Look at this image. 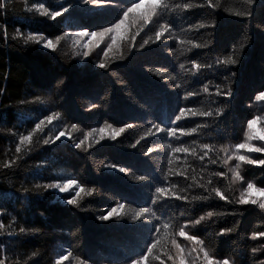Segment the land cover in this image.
Returning <instances> with one entry per match:
<instances>
[{"label":"trees","instance_id":"trees-1","mask_svg":"<svg viewBox=\"0 0 264 264\" xmlns=\"http://www.w3.org/2000/svg\"><path fill=\"white\" fill-rule=\"evenodd\" d=\"M40 2L57 10L62 3L67 6L70 2L74 7L52 21L38 13H26V6H30L28 0H10L7 13L0 12V26H6L10 35L19 28L24 35L34 32L54 39L64 31H77L84 25L91 26L89 30H95V26L100 24L107 26V22L112 21L118 11L117 8H111L104 12L99 10L100 7L84 5L80 0ZM221 4L223 7H232L237 4V0H221ZM215 18L217 25L214 29L184 34L186 39H195L206 47L189 51L188 45H178L170 38L166 42L170 48L163 44L152 45L149 49L134 52L127 61L112 64L109 71L95 67L101 54L83 64L68 38L61 42L55 52L40 45H24L22 39L18 42L9 40L6 45L0 38V89L4 90L0 94V163L15 154L18 137L12 136L9 129L26 134L39 119L54 112L61 114L59 119L48 125L44 133L38 134V138L55 135L65 124L72 123L80 129L73 131V137L91 128H98L105 121L116 127L124 123L135 125L116 141H101L88 152L75 149L71 141L41 146L34 140L31 151L22 153L23 159L18 161V167L11 171L3 170L7 178L0 175V204L17 217V230L19 225L39 229L10 244L0 237V241H5L16 253L13 259L18 256L24 260L32 252H38L29 264H55L59 251L69 250L72 245H79L74 256L82 252L92 264H124L127 257L138 253L144 247L148 235L146 227L138 226L131 220L102 222L97 217L107 214L116 202L127 203L132 207L150 205L151 194L160 183L161 169L167 170V149L164 145L171 138L161 133L146 137L136 148L130 145L146 133L151 123L169 125L179 107L224 109L215 121H207L210 126L202 129L199 135L181 137L185 143L191 144L195 140L197 144L211 143L219 147L243 141L247 120L254 115H264V102L255 100L256 94L264 91V6L261 0H257L253 21L230 16L223 10L216 11ZM198 21H210L204 9L190 10L182 18L174 19L175 24H182L184 28ZM241 45L245 46L243 52L240 51ZM229 55L237 56L240 63L232 68L236 75L225 81L224 76L228 73L222 67H217L215 61ZM193 59L198 63L212 64L213 67L202 68L194 76L192 72L195 70L191 69ZM180 64H184L185 68L181 69ZM169 76L175 77L174 82L181 84V88H173ZM218 84L230 86L233 96L216 97L215 85ZM205 85H208L209 93L213 95L202 91ZM186 90L198 91L200 95L185 101L183 97ZM36 96L41 100L19 104L20 100L31 101ZM213 100L216 103H212ZM92 104L97 107L91 108ZM206 119L189 117L177 123L195 127ZM261 127L257 123L255 130L259 132ZM156 141L161 147L145 155L148 147L156 148ZM253 143L259 146L264 142ZM246 154L250 158H264V153ZM185 159L191 165L189 173L194 168L199 179L202 164H207V161L201 162L181 154V161ZM111 163L125 167L129 172L119 173L104 167ZM211 171L226 169L219 163L208 165L204 172L205 180ZM242 173L246 180L264 187V166L242 165ZM140 175L151 177V181H137L135 177ZM67 179H76L87 189H94L92 195L81 194L80 207L66 203L75 196L73 189L65 193L49 189L43 191L42 195L30 194L27 199L26 194L20 191L22 185L31 187L36 182L63 183ZM213 179L221 181L217 186L230 198L239 196L242 182L229 184L222 177ZM171 180L180 187L191 183L182 177H171ZM200 194L207 195L201 189H190L189 199ZM205 211L228 214L213 217L206 226L189 230V234L195 231L221 255L235 250L234 258L238 264L240 254L247 260L250 251L245 250L258 243L250 239L251 233L264 230V214L255 206L227 204L215 197L193 204L165 200L160 203L157 215L183 224ZM9 219L5 217L4 223L7 224ZM233 226L236 232L231 236L216 237L219 228ZM183 243L190 246L187 241ZM257 258L264 259V254H258ZM64 264L69 262L65 261Z\"/></svg>","mask_w":264,"mask_h":264},{"label":"snow or ice","instance_id":"snow-or-ice-1","mask_svg":"<svg viewBox=\"0 0 264 264\" xmlns=\"http://www.w3.org/2000/svg\"><path fill=\"white\" fill-rule=\"evenodd\" d=\"M28 2L30 6H26V13H38L40 16L47 17L52 21H55L57 17H61L63 13H67L69 9L74 7L70 2L67 6L62 3L57 10L46 7L40 0H28ZM80 2L84 5L91 4L97 7L115 5L118 11L113 20L107 22V26L104 24L96 25L95 30H89L91 26L84 25L77 31H64L60 35H56L54 39H49L42 34L34 32L24 35L19 28L15 30L14 34L10 35L6 26H0V38L6 45L9 40L18 42L22 39L24 45H40L44 49L53 52L57 51L61 42L68 38L72 40L73 45L76 47V54L82 59L90 57L93 50L103 42L105 43V47L101 49L103 56L99 57L95 67L99 70L109 71L112 64L117 61H127L134 52L149 49L152 45L163 44L165 47L170 48L166 43L170 38L178 45H188L189 51L206 47L207 45L198 43L195 39H186L184 34L187 32H199L201 29H214L217 25L215 13L219 10L225 11L230 16L253 21L255 20V6L257 4V0H237V4L232 7H223L221 0H199V2L197 0H80ZM261 4L264 6V0H261ZM9 6L10 0H0V12L7 13ZM197 8L204 9L210 17V21H198L194 25H189L188 28H184L182 24L174 23V19H180L190 10ZM257 27H260V25L257 24ZM137 37L140 38L139 41ZM246 38L251 39L250 37ZM244 47V45H241V52H243ZM172 50L174 51V49ZM238 63H240V60L234 55H229L223 59L218 58L215 61L217 67H222L228 73V75L224 76L225 81L236 75L232 68ZM179 67L184 69L185 65L180 64ZM212 67V64H202L194 59L191 60V69L195 70L192 72L194 76L202 68ZM168 79L173 81V88H181V84L174 82L175 77L169 76ZM215 88L214 95L216 97L224 96L230 98L233 96L230 86L222 87L218 84L215 85ZM3 91V89H0V94ZM202 91L208 93L209 96L213 95L209 93L208 85H205ZM199 95L200 92L198 91L186 90L183 99L188 101L189 98ZM40 100L41 98L36 96L31 101L20 100L19 104L25 105ZM255 100L264 102V91H259L255 96ZM212 103H216V101L213 100ZM96 107V104L91 105V108ZM223 111L222 107L215 109L210 107L207 109L188 106L179 107L178 113L175 114L174 119L169 121V125L161 126L160 123L150 122L151 127L147 129L146 133L130 145L131 148H136L141 140L161 133L165 137L171 138L164 145L167 149V170L161 169L160 183L159 186H155V191L151 194L150 205L132 207L127 203L116 202L115 206L111 207L107 214H101L97 217L102 222L131 220L138 226L147 228L148 235L144 240V247L133 256L127 257L124 264H238L237 259L234 258L236 255L235 250L226 255H221L211 248L205 239L200 238L195 231L189 234V230L197 229L198 226H206L207 221L213 217L224 216L228 213L205 211L197 217L188 219L183 224L174 223L171 218L157 215L160 203L165 200L173 202L185 201L188 204H193L195 201H208L213 197L225 201L227 204L252 205L261 214H264V187H258L253 181L246 180L242 173V165L264 166V158H250L246 154V152L264 153V143H260L259 146L253 143V141L264 142V115H254L247 120L246 130L243 132V141L231 146L222 144L217 147L211 143L197 144L195 140L188 144L181 140V137L199 135L202 129L210 126L207 121H215L217 117L223 114ZM60 115L59 112H54L44 116L43 119H39L34 124V127L27 130L26 134L9 129L12 136L18 137V142L15 144L14 156L0 163V175L7 178V173L3 170L11 171L18 167V161L23 159L22 153L31 151L34 140L43 146L56 144L63 137L71 141L75 149L88 152L89 149L94 148L101 141H116L127 130L135 127L132 123H124L122 126L116 127L113 123L105 121L98 128L83 131L81 138L77 139L73 137L72 133L80 129L77 124L72 123L71 125L65 124L55 135L48 134L38 138V134L44 133L45 128L51 125L54 120H58ZM189 117L207 119L204 123H197L195 127L182 126L177 123ZM257 123L262 126L259 132L255 130ZM155 143L156 148L148 147L145 155L161 147L158 141ZM221 153L224 155L221 156ZM181 154L184 157L191 156L201 162L207 161V164H202L199 179H197L194 168L189 173L191 165L188 164L186 159L181 161ZM233 161L235 162L234 164L231 163ZM218 163L226 171H211L208 173L207 180H205V168L208 165H217ZM104 167L119 173L127 174L129 172V169L120 167L115 163L105 164ZM171 177H182L184 181H191V183H187L186 187H180L171 180ZM221 177L228 180L229 184L242 182L238 197L230 198L220 186H217L221 181L219 179L214 181L213 178ZM135 179L143 182L151 181V177L146 175L136 176ZM73 186L75 196L68 199L66 203L74 207H80L79 198H81V194L92 195L94 189H87L76 179H67L63 183L58 181L49 183L36 182L31 187L22 185L20 191L26 194L25 198L27 199L30 194L42 195L43 191L49 189L65 193ZM193 188L201 189L202 193H207V195H193L189 199V190ZM183 215L184 213L181 212V216ZM5 217H10L7 224L4 223ZM17 225V217L8 212L3 204H0V237H4L9 244L39 231V229H30L23 225H19L17 230ZM235 232V226L221 227L215 235L216 237H226L231 236ZM73 235L75 234L73 233ZM180 238H183V240ZM250 239L258 241V243L245 250L250 251L247 260L244 259L243 254H240V264H264V259L257 258L258 254H264V230L253 231ZM183 241H187L190 246L185 245ZM78 248L79 245H72L69 250H61L55 259V264H64L65 261H68L69 264H92L90 258L84 256L82 252L74 256V252ZM38 254V252H32L24 260H21L18 256L13 259L16 253L5 241H0V264H29ZM69 258L72 259L70 260Z\"/></svg>","mask_w":264,"mask_h":264},{"label":"rangeland","instance_id":"rangeland-1","mask_svg":"<svg viewBox=\"0 0 264 264\" xmlns=\"http://www.w3.org/2000/svg\"><path fill=\"white\" fill-rule=\"evenodd\" d=\"M111 8H116V7H114L113 5H111V6H101L99 10H102V11H104V12H107V11H109ZM70 42H71L73 48L76 50V47L73 45V42H72L71 39H70ZM104 47H105V43L102 42L97 48H95V49L93 50V52H92V54H91L90 57H88V58H86V59H82V58H81L80 61H81L83 64H85L87 61L92 60V57H93V56H97V55H99V54H101V56H103V52L101 51V49H103ZM81 136H82V133H79V134H77L76 136H74V138L79 139V138H81ZM67 141H69V140H67V139H65V138L62 137L60 141H57V142H56V144H60V143H62V142H67ZM72 189H74V186H73V188H69L68 191H70V190H72ZM68 191H67V192H68ZM58 192H59V191H58ZM59 193H60V192H59ZM59 252H60V251H59ZM57 256H58V255H57Z\"/></svg>","mask_w":264,"mask_h":264}]
</instances>
